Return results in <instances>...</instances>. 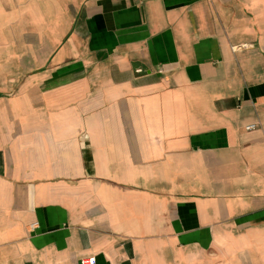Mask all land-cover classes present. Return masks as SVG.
Segmentation results:
<instances>
[{
	"label": "crops",
	"instance_id": "crops-1",
	"mask_svg": "<svg viewBox=\"0 0 264 264\" xmlns=\"http://www.w3.org/2000/svg\"><path fill=\"white\" fill-rule=\"evenodd\" d=\"M91 256L264 264V0H0V264Z\"/></svg>",
	"mask_w": 264,
	"mask_h": 264
},
{
	"label": "built area",
	"instance_id": "built-area-1",
	"mask_svg": "<svg viewBox=\"0 0 264 264\" xmlns=\"http://www.w3.org/2000/svg\"><path fill=\"white\" fill-rule=\"evenodd\" d=\"M247 46H248L247 43H242V44L233 45L232 49L234 51H238V50H241L242 48L247 47ZM256 126H257V124H254V123L248 124V125L245 126V129L246 130H251V129H254ZM95 262H96V259H95L94 256H91V257H88V258H82L80 260V264H95Z\"/></svg>",
	"mask_w": 264,
	"mask_h": 264
}]
</instances>
